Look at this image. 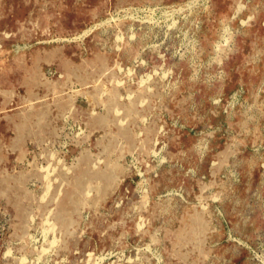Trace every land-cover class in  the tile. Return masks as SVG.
I'll return each instance as SVG.
<instances>
[{
    "label": "rangeland",
    "instance_id": "rangeland-1",
    "mask_svg": "<svg viewBox=\"0 0 264 264\" xmlns=\"http://www.w3.org/2000/svg\"><path fill=\"white\" fill-rule=\"evenodd\" d=\"M0 245L264 264V0H0Z\"/></svg>",
    "mask_w": 264,
    "mask_h": 264
},
{
    "label": "bare ground",
    "instance_id": "bare-ground-1",
    "mask_svg": "<svg viewBox=\"0 0 264 264\" xmlns=\"http://www.w3.org/2000/svg\"><path fill=\"white\" fill-rule=\"evenodd\" d=\"M189 4V3H188ZM190 5V4H189ZM187 6V5H186ZM184 7V6H183ZM174 8V7H173ZM187 8V7H186ZM185 8V9H186ZM245 8V7H244ZM123 9V8H122ZM131 9V8H130ZM145 9V8H144ZM177 9V8H176ZM240 9V8H239ZM120 10V9H119ZM172 10V9H171ZM192 10V9H191ZM240 11V10H239ZM191 12V11H190ZM121 13V12H120ZM151 13V12H150ZM177 13V12H176ZM131 14V13H130ZM191 14V13H190ZM238 14V13H237ZM114 15V14H113ZM168 15V14H167ZM182 15V14H181ZM184 15V14H183ZM188 15V14H187ZM111 16V15H110ZM127 17V16H126ZM118 18V17H117ZM130 18V17H129ZM148 18V17H147ZM176 18V17H175ZM108 19V18H107ZM125 19V18H124ZM128 19V18H127ZM126 19V20H127ZM248 19V18H247ZM252 19V18H251ZM117 20V19H116ZM168 20V19H167ZM177 20V19H176ZM184 20V19H183ZM140 21V20H139ZM145 21V20H144ZM241 21V20H240ZM109 22V21H108ZM108 22H106V23H108ZM133 22V21H132ZM177 22V21H176ZM192 22H193V20H192ZM101 23V22H100ZM105 23V24H106ZM116 23H118V22H116ZM141 23V22H140ZM143 23V22H142ZM175 23V22H174ZM240 23H242V22H240ZM94 24V23H93ZM110 24V23H109ZM114 24V23H113ZM159 24V23H158ZM108 25V24H107ZM131 25V24H130ZM143 25V24H142ZM141 25V26H142ZM99 26V25H98ZM110 26V25H109ZM173 26V25H172ZM201 26V25H200ZM243 26V25H242ZM107 27V26H106ZM134 27V26H133ZM89 28V27H88ZM110 28V27H109ZM126 28V27H125ZM173 28V27H172ZM180 28V27H179ZM182 28H183V26H182ZM103 29V28H102ZM133 29V28H132ZM105 30V29H104ZM109 30V29H108ZM118 30V29H117ZM116 30V31H117ZM137 30V29H136ZM140 30V29H139ZM156 30H157V28H156ZM162 30V29H161ZM183 31H185V30H183ZM91 32V31H90ZM224 32H227V31H224ZM232 32V31H231ZM238 32V31H237ZM114 33V32H113ZM145 33V32H144ZM152 33V32H151ZM163 33V32H162ZM180 33V32H179ZM182 33V32H181ZM230 33V32H229ZM127 34V33H126ZM168 34V33H167ZM186 34H188V33H186ZM231 34V33H230ZM237 34V33H236ZM87 35V34H86ZM106 35V34H105ZM128 35V34H127ZM155 35V34H154ZM153 35V36H154ZM169 35V34H168ZM227 35V34H226ZM232 35V34H231ZM77 36V35H76ZM129 36H131V35H129ZM128 36V37H129ZM175 36V35H174ZM188 36V35H187ZM166 37V36H165ZM168 37V36H167ZM195 37V36H194ZM227 37V36H226ZM84 38V37H83ZM145 38V37H144ZM146 38H147V36H146ZM153 38V37H152ZM193 38V37H192ZM221 38V37H220ZM53 39V38H52ZM67 39V38H66ZM137 39V38H136ZM161 39V38H160ZM170 39V38H169ZM177 39H178V37H177ZM229 39V38H228ZM50 40V39H49ZM157 40V39H156ZM192 40V39H191ZM196 40V39H195ZM220 40V39H219ZM227 40V39H226ZM46 41H48V40H46ZM57 41V40H56ZM67 41V40H66ZM70 41H72V40H70ZM113 41V40H112ZM146 41V40H145ZM166 41V40H165ZM222 41V40H221ZM40 42V41H39ZM58 42V41H57ZM181 42V41H180ZM227 42V41H226ZM68 43V42H67ZM187 43V42H186ZM193 43V42H192ZM221 43V42H220ZM62 44V43H61ZM104 44V43H103ZM144 44V43H143ZM162 44V43H161ZM46 45H48V44H46ZM84 45V44H83ZM105 45V44H104ZM113 45V44H112ZM121 45V44H120ZM160 45V44H159ZM196 45V44H195ZM223 45H225V44H223ZM154 46V45H153ZM104 47V46H103ZM102 47V48H103ZM117 47V46H116ZM161 47V46H160ZM184 47V46H183ZM186 47V46H185ZM194 47V46H193ZM108 48V47H107ZM110 48V47H109ZM146 48V47H145ZM149 48V47H148ZM18 49V48H17ZM29 49V48H28ZM119 49V48H118ZM154 49V48H153ZM191 49H193V48H191ZM24 50V49H23ZM150 50V49H149ZM184 50H185V48H184ZM143 51V50H142ZM146 51V50H145ZM176 51V50H175ZM18 52V51H17ZM144 52V51H143ZM153 52V51H152ZM187 52V51H186ZM193 52V51H192ZM17 54V53H16ZM85 54H86V52H85ZM158 54V53H157ZM173 56V55H172ZM184 56V55H183ZM190 56H191V54H190ZM186 57V56H185ZM138 59V58H137ZM139 61H140V59H139ZM135 62V61H134ZM178 62V61H177ZM213 62V61H212ZM133 63V62H132ZM191 63V62H190ZM114 64V63H113ZM141 64V63H140ZM147 66V65H146ZM149 66V65H148ZM114 67V66H113ZM117 67H119V66H117ZM107 68V67H106ZM198 70V69H197ZM107 71H108V69H107ZM123 71V70H122ZM128 71V70H127ZM46 72V71H45ZM113 72V71H112ZM120 72V71H119ZM51 73V72H50ZM114 73V72H113ZM127 73V72H126ZM154 73V72H153ZM46 74V73H45ZM115 74V73H114ZM120 74V73H119ZM180 74V73H179ZM46 75H48V74H46ZM123 75V74H122ZM163 75V74H162ZM197 75V74H196ZM225 75V74H224ZM126 76H127V74H126ZM59 77V76H58ZM118 77V76H117ZM124 77V76H123ZM142 77V76H141ZM160 77V76H159ZM49 78V77H48ZM148 78V77H147ZM164 78V77H163ZM148 79H151V78H148ZM131 80V79H130ZM159 80V79H158ZM74 82V81H73ZM117 82V81H116ZM128 82V81H127ZM169 83V82H168ZM132 84V83H131ZM161 84V83H160ZM121 85V84H120ZM119 85V86H120ZM141 85V84H140ZM168 85V84H167ZM118 86V85H117ZM142 86V85H141ZM169 86V85H168ZM129 87V86H128ZM148 87V86H147ZM105 88V87H104ZM151 88V87H150ZM157 88V87H156ZM72 89V88H71ZM173 89H174V87H173ZM243 89V88H242ZM73 90V89H72ZM146 90V89H145ZM149 90V89H148ZM87 92V91H86ZM114 92V91H113ZM123 92H125V91H123ZM108 93V92H107ZM122 93V92H121ZM169 93V92H168ZM130 94V93H129ZM150 94V93H149ZM8 95V94H7ZM69 95V94H68ZM139 95V94H138ZM137 95V96H138ZM151 95V94H150ZM118 96V95H117ZM7 97V96H6ZM127 97H129V96H127ZM149 97V96H148ZM75 98V97H74ZM105 98V97H104ZM161 98V97H160ZM131 99V98H130ZM134 99V98H133ZM127 100H129V98L127 99ZM159 101V100H158ZM218 102V101H217ZM241 102V101H240ZM71 103V102H70ZM128 103H129V101H128ZM148 103V102H147ZM109 104V103H108ZM215 104V103H214ZM70 105V104H69ZM140 105V104H139ZM115 106H117V105H115ZM229 106H230V104H229ZM235 106V105H234ZM233 109V108H232ZM2 112V111H1ZM19 112V111H18ZM17 112V113H18ZM57 112V111H56ZM93 114V113H92ZM120 114V113H119ZM118 114V115H119ZM98 115V114H97ZM115 115H117V114H115ZM67 116V115H66ZM159 116V115H158ZM227 116V115H226ZM23 117V116H22ZM2 118V117H1ZM11 118V117H10ZM36 118V117H35ZM132 119V118H131ZM149 120V119H148ZM22 121V120H21ZM66 122H68V121H66ZM123 122V121H122ZM70 123V121L68 122V124ZM119 123V122H118ZM117 123V124H118ZM144 124V123H143ZM66 125V124H65ZM175 125V124H174ZM177 125V124H176ZM54 126H55V124H54ZM119 126V125H118ZM140 126V125H139ZM146 127V126H145ZM69 128V127H68ZM79 128V127H78ZM23 129H25V128H23ZM47 129V128H46ZM75 129V128H74ZM77 129V128H76ZM160 129V128H159ZM8 130H9V128H8ZM27 130V129H26ZM63 129H61V131H62ZM67 131H69V130H67ZM80 131V130H79ZM119 131H121L120 130V128H119V130H118V132ZM161 131V130H160ZM59 133V132H58ZM65 133V132H64ZM69 133V132H68ZM81 133V132H80ZM109 133V132H108ZM23 134V133H22ZM107 134V133H106ZM42 135V134H41ZM66 135V134H65ZM88 135V134H87ZM14 136V135H13ZM63 136V135H62ZM69 136V135H68ZM72 136V135H71ZM76 136H77V134H76ZM75 136V137H76ZM15 137V136H14ZM59 137V136H58ZM81 137V136H80ZM83 137V136H82ZM22 138V137H21ZM63 139V138H62ZM65 139V138H64ZM31 140V139H30ZM54 141V140H53ZM12 142V141H11ZM27 142V141H26ZM62 142V141H61ZM76 142V141H75ZM108 142V141H107ZM52 143H54V142H52ZM64 143V142H63ZM89 143V142H88ZM2 144V143H1ZM68 145V144H67ZM82 145V144H81ZM125 145V144H124ZM5 146V145H4ZM87 146H88V144H87ZM107 146V145H106ZM154 146V145H153ZM3 147V146H2ZM52 147V146H51ZM54 147V146H53ZM52 147V148H53ZM64 147V146H63ZM105 147V146H104ZM21 148V147H20ZM29 148V147H28ZM89 148V147H88ZM155 148V147H154ZM164 148V147H163ZM47 149V148H46ZM13 150V149H12ZM17 150H19V149H17ZM31 150V149H30ZM163 150V149H162ZM58 151V150H57ZM60 151V150H59ZM64 151V150H63ZM119 151V150H118ZM160 152V151H159ZM92 153V152H91ZM158 153V152H157ZM36 154H37V152H36ZM154 154H156V153H154ZM205 155V154H204ZM130 156V155H129ZM104 157V156H103ZM118 157V156H117ZM201 158V157H200ZM15 159V158H14ZM58 159V158H57ZM56 159V160H57ZM75 159V158H74ZM224 159V158H223ZM21 160V159H20ZM28 160V159H27ZM36 160V159H35ZM135 160V159H134ZM75 161V160H74ZM73 161V162H74ZM136 161V160H135ZM155 161V160H154ZM39 162V161H38ZM96 162H97V160H96ZM100 162V161H99ZM113 162V161H112ZM162 164V163H161ZM73 165V164H72ZM127 165V164H126ZM158 165V164H157ZM169 165V164H168ZM19 166V165H18ZM54 166H56V165H54ZM90 166V165H89ZM93 166V165H92ZM139 166V165H138ZM146 166V165H145ZM167 166V165H166ZM24 167V166H23ZM168 167V166H167ZM214 167V166H213ZM17 168V167H16ZM15 168V169H16ZM125 168V167H124ZM130 168V167H129ZM157 168V167H156ZM162 168V167H161ZM61 169V168H60ZM91 169V168H90ZM5 170H6V168H5ZM41 170H43V169H41ZM40 170V171H41ZM135 170V169H134ZM190 170V169H189ZM140 171V170H139ZM154 171V170H153ZM113 172V171H112ZM128 172V171H127ZM135 173V172H134ZM155 173V172H154ZM192 173V172H191ZM211 173H212V171H211ZM31 174V173H30ZM67 174H68V171H67ZM66 175V174H65ZM140 175V174H139ZM193 175V174H192ZM80 176V175H79ZM90 176H92V175H90ZM105 176H107V175H105ZM143 176V175H142ZM52 170H51V168H49V167H47L45 170H43V178H45L46 179V182H47V184H48V186H50V184H51V181H52ZM75 178V177H74ZM139 178V177H138ZM57 179V178H56ZM25 180V179H24ZM145 180V179H144ZM4 181V180H3ZM140 181V180H139ZM75 183V182H74ZM119 183V182H118ZM138 184V183H137ZM145 184V183H144ZM142 185H143V183H142ZM208 185V184H207ZM42 186H45V185H42ZM6 187H8V186H6ZM40 187V186H39ZM38 187V188H39ZM46 187V186H45ZM136 188V187H135ZM141 188V187H140ZM144 188V187H143ZM28 189V188H27ZM138 190V189H137ZM171 190V189H170ZM42 191V190H41ZM46 191V190H45ZM139 191V190H138ZM146 191V190H145ZM169 191V190H168ZM28 192V191H27ZM144 192V191H143ZM166 192V191H165ZM207 192H208V190H207ZM146 193V192H145ZM36 194V193H35ZM86 194V193H85ZM182 194V193H181ZM17 195H19V194H17ZM159 195V194H158ZM168 195V194H167ZM45 196V195H44ZM161 196H162V194H161ZM161 196H160V198H161ZM182 196V195H181ZM212 196V195H211ZM38 197V196H37ZM167 197V196H166ZM165 197V198H166ZM163 198V197H162ZM169 198V197H168ZM167 198V199H168ZM11 199V198H10ZM23 199V198H22ZM25 199V198H24ZM150 199V198H149ZM184 199V198H183ZM151 200V199H150ZM155 200V199H154ZM39 201V200H38ZM42 201H44V200H41V202ZM157 201V200H156ZM159 201V200H158ZM120 202V201H119ZM189 202V201H188ZM205 202V201H204ZM90 204V203H89ZM88 204V205H89ZM92 204V203H91ZM137 205V204H136ZM135 205V206H136ZM187 205V204H186ZM3 206V205H2ZM176 206V205H175ZM83 208V207H82ZM135 209V208H134ZM52 211V210H51ZM50 214V213H49ZM83 214H85V213H83ZM192 214H193V212H192ZM3 215V214H2ZM48 215V214H47ZM9 216V215H8ZM4 217V216H3ZM15 217V216H14ZM6 218V217H5ZM11 219V218H10ZM25 220V219H24ZM4 221V220H3ZM30 221H31V219H30ZM7 225V224H6ZM22 226V225H21ZM28 226H29V224H28ZM25 227V226H24ZM2 228V227H1ZM4 228V227H3ZM143 228V227H142ZM35 230V229H34ZM6 231V230H5ZM28 231V230H27ZM39 232V231H38ZM41 232V231H40ZM159 232V231H158ZM29 233V232H28ZM32 233H33V231H32ZM8 234V233H7ZM23 234V233H22ZM40 234V233H39ZM133 234V233H132ZM157 234V233H156ZM31 235V234H30ZM178 236V235H177ZM24 237V236H23ZM47 237H48V235H47ZM60 237V236H59ZM41 238V237H40ZM127 238V237H126ZM31 239V238H30ZM53 239V238H52ZM45 240H46V238H45ZM38 241V240H37ZM127 241V240H126ZM16 242V241H15ZM52 242V241H51ZM117 242V241H116ZM177 242V241H176ZM6 243V242H5ZM174 243V242H173ZM29 244H30V242H29ZM41 244H43V243H41ZM40 244V245H41ZM55 244V241H54V243H53V245ZM53 245H51V247L53 246ZM146 245V244H145ZM1 246V245H0ZM32 246V245H31ZM55 246V245H54ZM152 246V245H151ZM25 247V246H24ZM147 247V246H146ZM27 248V247H26ZM33 248V247H32ZM133 248V247H132ZM149 248H151V247H149ZM152 248H153V246H152ZM158 248V247H157ZM162 247H160V249H161ZM41 249V248H40ZM130 249V248H129ZM147 249V248H146ZM155 249V248H154ZM48 250V249H47ZM40 251H44V250H40ZM45 251H46V249H45ZM141 251V250H140ZM145 251V250H144ZM159 251V250H158ZM11 251H9V253H10ZM124 252V251H123ZM137 252V251H136ZM142 252V251H141ZM148 252V251H147ZM8 253V254H9ZM111 253V252H110ZM114 253V252H113ZM117 253V252H116ZM150 253V252H149ZM158 253V252H157ZM127 254V253H126ZM141 254V253H140ZM153 254V253H152ZM6 255V254H5ZM91 255V254H90ZM102 255V254H101ZM106 255H107V253H106ZM143 255H145V254H143ZM7 256V255H6ZM4 257V256H3ZM14 257V256H13ZM16 257V256H15ZM14 257V258H15ZM88 257V256H87ZM107 257V256H106ZM109 257V256H108ZM111 257V256H110ZM129 257V256H128ZM150 257V256H149ZM160 257V256H159ZM8 258V257H7ZM6 258V259H7ZM16 259H18L17 257H16ZM114 259V258H113ZM122 259V258H121ZM139 259V258H138ZM158 259V258H157ZM96 260V259H95ZM108 260V259H107ZM117 260V259H116ZM140 260V259H139ZM138 260V261H139ZM161 260V259H160ZM20 261V260H19ZM118 261V260H117ZM127 262H128V260H126ZM133 261V260H132ZM135 261V260H134ZM87 262V261H86ZM6 263V262H5ZM4 263V264H5ZM20 263H21V261H20ZM163 263V262H162ZM161 263V264H162ZM88 264V263H87ZM94 264H96V263H94Z\"/></svg>",
    "mask_w": 264,
    "mask_h": 264
}]
</instances>
